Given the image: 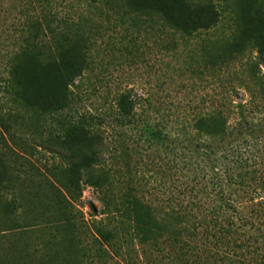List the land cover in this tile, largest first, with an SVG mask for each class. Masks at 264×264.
Segmentation results:
<instances>
[{
  "label": "rangeland",
  "instance_id": "1",
  "mask_svg": "<svg viewBox=\"0 0 264 264\" xmlns=\"http://www.w3.org/2000/svg\"><path fill=\"white\" fill-rule=\"evenodd\" d=\"M9 1H13L12 6ZM17 1L0 0L1 111L10 106L3 91L11 44L10 21ZM91 1L53 2L59 17L79 22L77 27L88 35L89 45L72 56L85 69L83 77L68 70L51 74L38 70L40 76L34 84L27 77L24 104L34 119V129L41 135L56 129L58 120L53 109L59 106V99L70 83L80 84L87 91L80 100L77 98L74 116L83 113L96 116L91 125L94 130L104 132L102 162L104 169L113 170L108 186L112 200H118L127 189L139 188L138 194L144 195V199L166 205L174 197L182 198L181 182L193 173L197 196L202 195L203 200L205 197L213 208L224 210V204L218 206L217 200L221 198L234 205L248 199H253V204L263 202L264 94L260 89L264 86V66H259V73L254 58L258 47L264 49V0H241L244 7L233 6L230 1L224 6L222 0H216L224 6L225 19L209 35L202 33L188 38L164 28L158 32L159 24L155 26L147 19L135 23L126 16L129 9L120 2ZM194 3L175 0L172 4L178 17H186L188 21L198 18ZM242 13H247V22ZM243 30L255 42H244L243 55L234 56L224 66L217 65L221 43L241 38ZM130 88L144 98L150 96L152 106L141 103L138 109L148 118H158L168 110L176 116L195 108L196 113L203 115L221 110L222 105L225 109L239 103L247 106L242 115L224 112V132H220L219 122L209 121L197 131H187L188 136H180L175 143L164 142L163 147H155V152L124 156L128 159L127 167L122 152L126 148L131 150L135 130L122 128L121 137L112 138L108 121L112 117L113 98ZM238 111L233 109L235 113ZM175 118L171 116L170 120ZM46 137L49 136L42 139ZM172 137H177V133ZM35 149L39 147L18 152L16 160L0 159V264H264L261 221L243 226L242 247L233 248L224 257L214 255L216 249L205 247L197 237L186 238V245L181 240L171 242L175 233L166 228L142 245L132 230L127 240L115 238L110 244L99 241L94 227L95 221L101 219V193L84 184L77 175L72 179L68 173L57 174L54 163L61 160L60 156L51 157L52 154L37 153ZM69 180L80 193L75 202L67 191ZM69 204L80 211L83 219L77 213V221H70L73 209ZM253 204L245 209V214L255 215L256 210L261 213ZM226 212L234 215L231 210ZM258 228L262 229L257 231ZM184 237L177 236L182 240Z\"/></svg>",
  "mask_w": 264,
  "mask_h": 264
},
{
  "label": "trees",
  "instance_id": "2",
  "mask_svg": "<svg viewBox=\"0 0 264 264\" xmlns=\"http://www.w3.org/2000/svg\"><path fill=\"white\" fill-rule=\"evenodd\" d=\"M96 1L103 4L120 2L124 8L129 9L126 16L135 23L147 19V22L155 26L159 24L158 32L164 28L168 30L167 32L181 35L182 38L200 36L202 33L209 35L217 24L225 19L223 7L227 1L233 6L244 7L241 0H222L224 6L219 5L221 3L216 0H194L197 3L194 11L198 14V18L187 21L186 17H178L177 9L172 4L175 0H92L91 2L96 3ZM53 2L54 0H18L17 7L16 5L13 7L14 13L10 21L11 44L7 52L8 71L4 79L3 91L10 106L6 111L0 109V159L15 158L16 160L18 152L22 153V150H29L32 147H39V150L35 149L37 153L43 151L52 154L51 157L60 156L61 160L54 163L57 174L68 173L72 179H74L73 175H77L84 184L101 193L102 209L99 213L101 219L99 222L95 221L94 230L101 239L99 241L106 244L112 243L115 238L127 240L130 237L129 230L136 234L135 237L140 245L147 244L157 231L166 228L171 233H175V236L170 238L171 242L177 243L181 240L179 242L186 245V238L191 240L197 237L205 247L216 249L214 255L220 254V257L230 255L233 248H241L245 241L240 239L243 226L254 225L258 221L263 222L261 225L264 226V201L253 204V199H248L234 205L232 201L221 198L217 202L218 206L224 204V210L213 208L212 203L205 197L203 200L202 195L197 196L196 177L193 173L191 178L186 176L181 182L182 189L179 195H182V198L174 197L171 203L166 205L165 202L155 204L149 199H144V195L138 194L139 188L131 191L127 189L125 194L121 193L122 196L118 200L110 198L108 186L113 170L103 168L105 166L102 162V154L106 145L104 132L93 129L91 124L96 121V116L86 113L74 116L77 111V98L80 100L81 94L87 91V88L83 89V85L70 83L71 86L65 88L59 99V106L53 109L58 120L56 129L46 135H41L34 129V119L24 104L28 93L27 77H30V84H34L40 76L38 70L48 74L68 70L69 73L79 72L82 76L85 69L81 68L79 63H75L72 56L78 50H85L86 45H89L88 35H84L77 27L79 22L59 17ZM12 3L13 1H9L10 5ZM242 15L247 22V13ZM241 35L239 39L231 38L221 43V50L217 54V65L224 66L233 60L234 56L243 55L245 51L243 43L254 41L246 35V30H243ZM256 53L254 59L260 73L259 66H264V49L258 47ZM260 90L264 94V86ZM149 97L144 98L130 88L118 92L113 98L110 107L112 117L108 121L112 128V138L121 137L122 128L135 130L136 134L131 150L126 148L122 152L123 158L133 154H147V151L155 152L157 150L155 147H163L164 142L175 143L180 136L187 137V131H197L202 124L209 121L219 122V130L224 132L226 129L224 112L228 115L230 113L242 115L247 106L239 103L236 106L229 105L228 109H225L222 105L221 110L214 109L203 115L196 113L195 108L185 110V113L191 110L189 114L181 112L175 114L176 116L168 110L165 115H159L158 118H148L143 117L138 109L141 103L145 107L152 106ZM234 108L239 111L233 112ZM171 116L176 117L174 121L170 120ZM173 126L176 130H173ZM172 131L174 132L171 133ZM176 133L177 137H172V134ZM42 136L49 137L42 139ZM78 138L80 141L77 140ZM80 142L83 145H79ZM169 152L173 153L174 149L170 148ZM124 160V164L128 167V159L124 158ZM114 172L118 173V171ZM68 185V194L75 202L80 197L77 185L71 180ZM224 201L228 202L224 203ZM252 204L259 207L261 213L256 210L255 215L245 214V209ZM71 208L73 216L70 221H77V213L83 219L80 211L72 205ZM226 210H231L234 215L228 214ZM179 234L185 235L184 240L177 238ZM103 251H106L105 248Z\"/></svg>",
  "mask_w": 264,
  "mask_h": 264
}]
</instances>
